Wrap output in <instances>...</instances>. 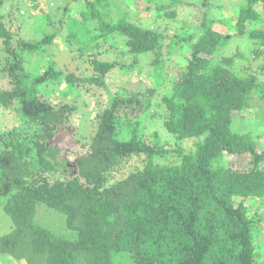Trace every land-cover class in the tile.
<instances>
[{"label":"trees","instance_id":"obj_1","mask_svg":"<svg viewBox=\"0 0 264 264\" xmlns=\"http://www.w3.org/2000/svg\"><path fill=\"white\" fill-rule=\"evenodd\" d=\"M100 1L84 2L81 34H96L90 38L95 40L118 33L125 38L127 52H151L156 66L167 27L154 31L123 17L114 20L110 10L105 17L94 9ZM146 1H155L156 17L174 19L175 10L168 8L178 0ZM5 2L0 0V38L8 57L2 58L0 73L8 78V87L0 88V108L34 129L29 139L35 156L17 135L0 132V197H5L3 209L12 221L11 231L0 236V254L25 264H261V217L256 211L251 215L244 202L264 205V150L256 149L258 137L239 133L232 125L234 113L249 107L253 95L264 99V87L254 75L243 77L236 71L249 61L242 52L213 62L218 49L232 39L214 28L223 20L203 16L195 35L182 38L174 33L168 38L171 50L172 44L194 39L162 97L166 131L177 140H197L192 141L193 150L179 149V161L173 162L167 159L172 150L155 136L148 140L133 129L127 140L117 137L123 128H134L149 108V96L144 101L134 95L113 99L96 116L94 134L87 140L77 138L76 146L63 150L55 138L59 131L70 134L68 122L75 109L40 98L41 88L62 77V71L50 64L42 70L30 65L31 54L42 51L47 57L45 48L53 36L18 41L14 50L11 40L19 17L14 10L19 9L10 7L4 14ZM24 2L32 19L45 16L41 1ZM237 6L233 19L224 23L232 21L238 37L247 35L258 52L264 46V29H259L264 0H240ZM259 53L263 56L262 50ZM92 65L96 75L86 80L102 84L116 63L93 60ZM65 82L74 88L79 78L70 73ZM74 148L77 152L70 158ZM245 154L252 157L245 171L231 169L223 158ZM133 161L139 166L129 167ZM49 173L62 178L50 183L44 177ZM40 204L62 213L75 238L36 225Z\"/></svg>","mask_w":264,"mask_h":264},{"label":"rangeland","instance_id":"obj_2","mask_svg":"<svg viewBox=\"0 0 264 264\" xmlns=\"http://www.w3.org/2000/svg\"><path fill=\"white\" fill-rule=\"evenodd\" d=\"M38 1L42 2V11L45 12V16L40 15L35 20L30 16L31 14L24 0H6L2 11L6 14L10 7H18L19 9L18 13L14 10L16 17L17 15L19 17L16 19L17 27L14 28L15 32L11 40V46L16 51L18 49L16 46L18 41L36 40L43 35L53 36L52 42L45 48L47 57L44 56L42 51L31 54L30 65L32 70H42L50 64L62 71V77L55 81H47V84L41 88L40 98L49 101L56 107L67 104L72 105L75 109L70 115L68 122L70 134L66 133V130L59 131L55 138V141L63 150L76 146L73 141H76L77 138L87 140L94 134L95 129L93 126L96 123V116L102 112L110 101L113 99L127 100L132 95L139 101L146 100L148 96L151 97L149 108L139 119L135 120L137 123L134 128L131 125L128 128H123L118 133L117 137L119 140H127L131 137L133 129H136L139 135L148 140H153L152 138L155 136L159 143L166 145L169 150H172L170 158H167L170 161H173V159L174 161H179L176 152L181 148L193 150L192 141L195 140H177L166 131L163 123L167 117V112L162 97L169 91L166 83L170 82L171 77L175 78L180 66H183L182 59H186L189 56L188 46L194 41L191 38L192 40L190 39L188 42L181 41L180 43L172 44L173 49L171 50L167 46L169 36L174 33L182 38L195 35L199 32L203 16L210 18L216 15L223 20L224 25L217 23L214 27L215 30L232 37L226 46L218 49L213 62L220 61L222 56L234 53V51L242 52L244 58L249 61L247 65H243L244 60L241 59V64L246 68L237 69L236 71L243 77L254 75L257 79V84L260 87H264V46L261 45L257 52L255 42L252 44L250 40L246 39L247 35L238 37L232 21L231 23H224V20L233 19V16L236 15L239 8L237 4L240 0H215V2L214 0H204L206 6L202 5V0H178L175 7L168 8L169 11L175 10L176 12L173 20L162 18V14L156 17L155 1L102 0L99 3L100 5L95 4L94 9L102 14L107 13L109 10L112 11L109 18L114 20L123 17L144 27L153 28L154 31H162L167 27L165 31L166 38L161 49L162 53L156 66L151 62L154 57L151 52L142 54L127 52L124 44L125 38L118 33L103 39L98 37L95 40L90 38L96 34L88 37L81 34L85 24L80 22L82 7L85 1L91 0ZM105 1L109 3V7L105 5ZM158 1L156 2L158 5H163ZM166 2L169 3L170 0H166ZM210 7L212 8L210 9ZM164 12L162 11V13ZM104 16L106 17L105 14ZM87 28L93 29L89 26ZM260 28L264 29V23L259 26ZM73 33L76 34L72 35ZM261 50L263 51V56L259 53ZM5 57H8V54L3 48L2 39L0 38V62ZM93 60H106L116 63L115 67L104 75L102 84L86 80L96 75L92 65ZM70 73L79 78V82L74 88L65 82V75ZM7 80L8 78L0 73V88L8 87ZM249 104L250 106L245 110L234 113L232 128L239 133L251 132L254 137H258L256 139V149L260 152L264 150V99L253 95ZM133 106L134 104H132ZM128 107L130 106L128 105ZM0 132L7 137H10L11 134L17 135L20 142L31 147V157L35 156L32 140L29 139L34 134V129L23 125L13 113L3 108H0ZM76 152V148L72 149L70 158ZM223 158L233 170L245 171L251 167L252 157L248 154L239 157L224 155ZM129 165V167L139 166V162L133 161ZM44 177L52 183L60 176L49 173L45 174ZM5 200V197H0V236L9 233L12 229L11 218L3 209ZM237 202L235 203L237 204ZM244 205L249 208L251 215L256 211L261 217L263 227L261 235L257 237V241L260 240L257 262L263 264L264 205L260 206L258 201H245ZM34 223L56 236L65 239L75 238V233L66 227L65 216L56 210L47 208L43 204L37 207ZM0 264H25V261L17 260L7 254H0Z\"/></svg>","mask_w":264,"mask_h":264}]
</instances>
